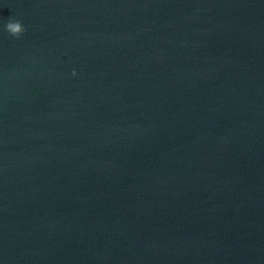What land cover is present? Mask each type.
Listing matches in <instances>:
<instances>
[{"label":"water","instance_id":"95a60500","mask_svg":"<svg viewBox=\"0 0 264 264\" xmlns=\"http://www.w3.org/2000/svg\"><path fill=\"white\" fill-rule=\"evenodd\" d=\"M0 264H264V0H0Z\"/></svg>","mask_w":264,"mask_h":264},{"label":"clouds","instance_id":"9594fccd","mask_svg":"<svg viewBox=\"0 0 264 264\" xmlns=\"http://www.w3.org/2000/svg\"><path fill=\"white\" fill-rule=\"evenodd\" d=\"M5 30L14 38H20L22 34L26 31L24 25L19 21L12 19L11 17L8 19ZM75 74V73H73Z\"/></svg>","mask_w":264,"mask_h":264}]
</instances>
